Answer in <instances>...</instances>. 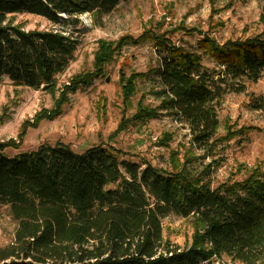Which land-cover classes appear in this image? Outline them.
Masks as SVG:
<instances>
[{
	"label": "trees",
	"instance_id": "16d2710c",
	"mask_svg": "<svg viewBox=\"0 0 264 264\" xmlns=\"http://www.w3.org/2000/svg\"><path fill=\"white\" fill-rule=\"evenodd\" d=\"M123 1L0 0V80L5 77L14 87L33 90L47 86L51 91L77 47L76 39L61 32L23 31L12 16L34 15L58 26L81 15L94 19L107 15ZM150 38L157 66L128 78L120 74L119 83L127 107L135 80L154 74L158 88L147 94L159 103L150 107L141 97L119 129L130 123L143 125L164 112L186 125L189 147L171 151L169 168L164 170L148 163H120L113 149L102 146L76 154L64 144L40 145L9 157L3 151L16 143L1 142L0 206L6 207L15 228L11 241L0 247V264H203L214 255L264 264V172L241 166L237 170L241 179L228 177L213 186L217 161L202 164L213 156L216 145L246 133L227 127L225 136L217 138L216 109L227 90L225 78L237 82L228 90L240 93L243 82H255L264 71V30L221 45L204 36L198 48L222 67L219 72L201 66V55L175 47L165 35L99 40L93 71L73 76L53 110H42L25 122L19 142L28 127L56 117L69 93L100 76L126 42ZM199 161L202 169L192 173L190 168ZM169 215L190 219L189 246L181 248L163 237L162 220Z\"/></svg>",
	"mask_w": 264,
	"mask_h": 264
},
{
	"label": "rangeland",
	"instance_id": "374dc122",
	"mask_svg": "<svg viewBox=\"0 0 264 264\" xmlns=\"http://www.w3.org/2000/svg\"><path fill=\"white\" fill-rule=\"evenodd\" d=\"M60 18L67 19L62 15ZM12 20L23 31L61 32L76 39L77 47L73 61L65 72L56 76V86L51 91L14 87L5 77L0 80V143H16L15 148L3 151L7 156L57 143L69 146L76 154H82L91 146H102L113 149L120 163H148L166 170L170 152L181 146L189 147L191 136L186 125L161 112L143 125L130 123L123 130L119 129L122 121L134 114L141 97L150 107L159 103L147 94L158 88L154 74L135 80V90L127 107L123 105L119 83L120 74L128 78L149 73L157 66L152 38L142 39L137 44L126 42L112 55L100 76L67 95V102L61 105L56 117L28 127L20 142L17 136L21 126L31 122L38 112L55 108L61 89L73 76L93 71L97 41L138 39L143 34L165 35L175 47L201 55V66L219 72L222 67L198 48L203 37L221 45L262 32L264 0H126L107 15L95 19L88 14L81 15L74 22L69 19L58 26L29 14L14 15ZM236 83L225 78L227 90L216 109L219 123L216 137H224L227 127L233 132L246 129V133L219 143L213 149V156L202 161L203 165L217 161L211 175L213 186L228 177L241 179L242 174H237L241 166L264 172V71L255 82H243V92L228 90V85L235 87ZM194 153L203 156L199 150ZM202 164L200 161L193 164L190 171L198 172ZM14 228L6 207L0 206V247L11 241ZM162 231L165 239L181 248L191 243L190 219L169 215L162 220Z\"/></svg>",
	"mask_w": 264,
	"mask_h": 264
},
{
	"label": "built area",
	"instance_id": "2783aa9c",
	"mask_svg": "<svg viewBox=\"0 0 264 264\" xmlns=\"http://www.w3.org/2000/svg\"><path fill=\"white\" fill-rule=\"evenodd\" d=\"M224 257L227 258V256L224 255H214L209 260L205 261L203 264H242L236 260H232L228 257V259H224Z\"/></svg>",
	"mask_w": 264,
	"mask_h": 264
},
{
	"label": "water",
	"instance_id": "95a60500",
	"mask_svg": "<svg viewBox=\"0 0 264 264\" xmlns=\"http://www.w3.org/2000/svg\"><path fill=\"white\" fill-rule=\"evenodd\" d=\"M43 91L47 89V86H44L41 88Z\"/></svg>",
	"mask_w": 264,
	"mask_h": 264
}]
</instances>
